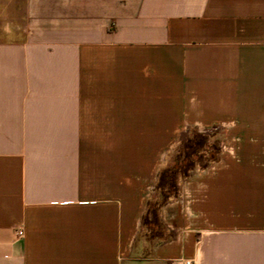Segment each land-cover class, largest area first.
Here are the masks:
<instances>
[{
  "label": "crops",
  "instance_id": "0c3cea01",
  "mask_svg": "<svg viewBox=\"0 0 264 264\" xmlns=\"http://www.w3.org/2000/svg\"><path fill=\"white\" fill-rule=\"evenodd\" d=\"M5 3L0 264H264V154L144 224L182 133L264 132V0Z\"/></svg>",
  "mask_w": 264,
  "mask_h": 264
},
{
  "label": "rangeland",
  "instance_id": "374dc122",
  "mask_svg": "<svg viewBox=\"0 0 264 264\" xmlns=\"http://www.w3.org/2000/svg\"><path fill=\"white\" fill-rule=\"evenodd\" d=\"M2 0H0L1 2ZM6 3L0 6V13L6 12ZM190 132V131H189ZM186 132L181 134V137ZM205 134H209L207 136V142L203 147L195 148L193 154H191L188 161L193 163V171L200 170L201 168H205L213 165L217 160L220 158L223 152V146H227L229 150L230 147L233 148V154H252L256 156H262L264 154V132H226V131H210ZM190 139H194V133L191 131L188 135ZM180 137V140H181ZM177 143L176 147L171 150L169 155L167 156V160L165 162V166L163 170L171 168L177 160L183 161L184 159V145L185 143L182 142ZM247 141L248 143H246ZM229 142L231 144H229ZM183 152V153H182ZM162 170V171H163ZM183 179V178H182ZM182 179L178 176V189L181 188ZM161 194V190L155 192L152 196L153 202H156ZM161 200V199H160ZM160 209L157 211V219L159 220V229L160 233H163V224ZM151 216V215H150Z\"/></svg>",
  "mask_w": 264,
  "mask_h": 264
},
{
  "label": "trees",
  "instance_id": "16d2710c",
  "mask_svg": "<svg viewBox=\"0 0 264 264\" xmlns=\"http://www.w3.org/2000/svg\"><path fill=\"white\" fill-rule=\"evenodd\" d=\"M218 131V130H217ZM191 132V131H190ZM189 131H187L182 137L180 142H184V159L183 161L177 160L175 164L168 169H165L161 171L158 184H157V191L161 190V194L156 202H153L151 199L148 203V211L144 219V224H149L158 226L159 220L157 219V211L158 209H161L163 205L168 203L169 201L175 199L178 197L180 190L178 189V176L181 177L182 181L186 178L190 177L192 173L194 172L193 163L191 161H188L191 154H193L195 148L203 147L207 142V136L209 134L201 133L195 130H192L194 133V139H190L188 136L190 134ZM183 153V152H182ZM207 167V165H206ZM151 215V216H150Z\"/></svg>",
  "mask_w": 264,
  "mask_h": 264
},
{
  "label": "built area",
  "instance_id": "2783aa9c",
  "mask_svg": "<svg viewBox=\"0 0 264 264\" xmlns=\"http://www.w3.org/2000/svg\"><path fill=\"white\" fill-rule=\"evenodd\" d=\"M218 127H212L211 129H205L203 130L201 133H207V132H210V131H217ZM228 147L225 145L223 146V150H227ZM231 148H229V151H230ZM19 235L22 234V231H19L18 232ZM181 264H197V261L195 259H190V258H184V259H180L179 260Z\"/></svg>",
  "mask_w": 264,
  "mask_h": 264
}]
</instances>
